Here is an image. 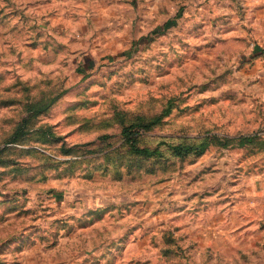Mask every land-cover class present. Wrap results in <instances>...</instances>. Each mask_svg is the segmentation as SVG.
I'll return each instance as SVG.
<instances>
[{"label": "rangeland", "instance_id": "obj_1", "mask_svg": "<svg viewBox=\"0 0 264 264\" xmlns=\"http://www.w3.org/2000/svg\"><path fill=\"white\" fill-rule=\"evenodd\" d=\"M0 264H264V0H0Z\"/></svg>", "mask_w": 264, "mask_h": 264}, {"label": "trees", "instance_id": "obj_2", "mask_svg": "<svg viewBox=\"0 0 264 264\" xmlns=\"http://www.w3.org/2000/svg\"><path fill=\"white\" fill-rule=\"evenodd\" d=\"M123 133L125 134V139L127 140V142H130L133 146L134 138L131 136V133L128 130H124Z\"/></svg>", "mask_w": 264, "mask_h": 264}]
</instances>
